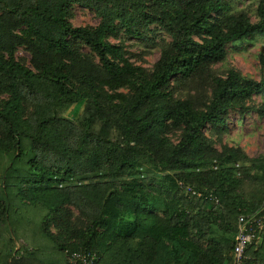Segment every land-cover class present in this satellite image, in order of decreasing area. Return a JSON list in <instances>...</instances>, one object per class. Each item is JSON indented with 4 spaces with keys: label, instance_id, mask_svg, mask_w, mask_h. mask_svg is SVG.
Listing matches in <instances>:
<instances>
[{
    "label": "trees",
    "instance_id": "16d2710c",
    "mask_svg": "<svg viewBox=\"0 0 264 264\" xmlns=\"http://www.w3.org/2000/svg\"><path fill=\"white\" fill-rule=\"evenodd\" d=\"M74 6L97 26L74 27ZM153 28L171 41L151 71L109 41L155 43ZM253 37L264 38V0L238 12L226 0H0V77L11 94L0 109V230L11 243L32 228L59 256L10 245L0 264H82L73 254L92 264H231L240 217L264 202V155L219 152L205 131H227L232 111L264 118V105L251 104L264 79L208 72L199 102L176 99L170 84ZM21 47L33 70L15 58ZM25 102L41 116L23 126ZM74 106L80 114L67 119ZM76 212L84 229L59 244L51 228H69ZM263 246L264 230L241 264H264Z\"/></svg>",
    "mask_w": 264,
    "mask_h": 264
},
{
    "label": "rangeland",
    "instance_id": "374dc122",
    "mask_svg": "<svg viewBox=\"0 0 264 264\" xmlns=\"http://www.w3.org/2000/svg\"><path fill=\"white\" fill-rule=\"evenodd\" d=\"M232 5L233 11H240L255 0H226ZM251 19L255 20L254 15ZM74 27H90L95 28L99 22L98 17L93 11L84 9L80 6H74L73 16L70 20ZM150 34L149 39L156 41L152 43L148 39L139 40L126 37L121 33L117 38H111L109 41L113 44H121L127 51V57L136 66L142 67L147 71H151L158 61L161 49L171 41V38L156 29ZM154 34V36H152ZM84 54L90 53L87 49L81 48ZM15 58L25 65L27 68H32V54L24 48H18L15 52ZM230 70L239 72L243 77L261 81L264 79V38L253 37L241 42L229 44L227 46V55L219 63L211 66L209 70L203 74H198L188 80H174L170 84L171 91L174 97L178 100L190 99L196 102L204 100L210 94V78L208 72H213L216 76L225 77ZM11 99V94L6 81L0 77V109H3L5 104ZM251 104L254 106L264 105L263 93L253 96ZM24 120L21 124L24 126L28 121H32L41 116V110L38 107L28 103H23ZM81 112L76 106L71 107L66 113L67 119H75ZM40 118V117H39ZM26 123H25V122ZM228 130L223 132L211 131L206 129V134L209 140L213 143L214 148L221 152L223 147H233L241 149L246 155L251 158H257L264 155V118H261L256 111L240 116L238 111H232L229 116ZM170 138L174 142L180 139V132L170 134ZM255 187V186H254ZM254 190V188H253ZM252 190V191H253ZM240 194L245 202L256 204L254 198L245 197L246 193L240 190ZM249 195V194H248ZM262 201V198H261ZM74 212V211H73ZM75 218V219H74ZM72 226L65 229L51 228L53 237L57 239L59 244L71 243L75 240L74 232L84 229L85 220L79 218L78 213L70 217ZM1 229V228H0ZM14 238V237H13ZM13 246L15 252H19L21 247H27L34 251L38 260L46 261L59 259L58 254L54 251L51 244L45 240L37 231L32 228H27L26 233L14 238L13 242L7 241V234L0 230V252H5L9 246ZM258 247V245H257ZM264 251V246H263ZM15 252L13 254H15ZM264 254V253H263ZM2 254H0L1 256ZM20 255V254H19ZM21 257V255H20Z\"/></svg>",
    "mask_w": 264,
    "mask_h": 264
},
{
    "label": "built area",
    "instance_id": "2783aa9c",
    "mask_svg": "<svg viewBox=\"0 0 264 264\" xmlns=\"http://www.w3.org/2000/svg\"><path fill=\"white\" fill-rule=\"evenodd\" d=\"M264 230V202L260 209L250 215L242 216L239 219L238 229L232 252V263L241 264L245 258V251L248 245ZM81 260L82 264H92V258L87 259L80 254H73L71 261Z\"/></svg>",
    "mask_w": 264,
    "mask_h": 264
}]
</instances>
